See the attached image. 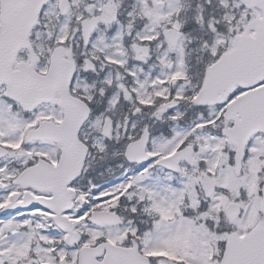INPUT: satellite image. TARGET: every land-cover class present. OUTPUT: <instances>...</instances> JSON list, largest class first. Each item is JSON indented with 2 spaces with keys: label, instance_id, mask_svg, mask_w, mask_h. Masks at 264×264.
Here are the masks:
<instances>
[{
  "label": "snow or ice",
  "instance_id": "6c2138e0",
  "mask_svg": "<svg viewBox=\"0 0 264 264\" xmlns=\"http://www.w3.org/2000/svg\"><path fill=\"white\" fill-rule=\"evenodd\" d=\"M0 264H264V0H0Z\"/></svg>",
  "mask_w": 264,
  "mask_h": 264
}]
</instances>
